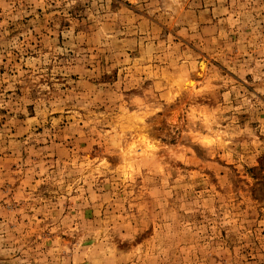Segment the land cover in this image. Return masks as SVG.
Here are the masks:
<instances>
[{
	"label": "rangeland",
	"instance_id": "1",
	"mask_svg": "<svg viewBox=\"0 0 264 264\" xmlns=\"http://www.w3.org/2000/svg\"><path fill=\"white\" fill-rule=\"evenodd\" d=\"M0 264H264V0H0Z\"/></svg>",
	"mask_w": 264,
	"mask_h": 264
},
{
	"label": "bare ground",
	"instance_id": "2",
	"mask_svg": "<svg viewBox=\"0 0 264 264\" xmlns=\"http://www.w3.org/2000/svg\"><path fill=\"white\" fill-rule=\"evenodd\" d=\"M201 67H203V63H201ZM192 83H193V81H188V82H187V85H188V84H192Z\"/></svg>",
	"mask_w": 264,
	"mask_h": 264
}]
</instances>
